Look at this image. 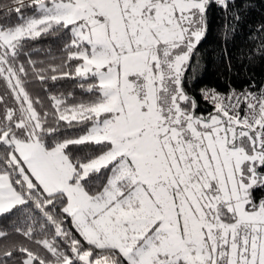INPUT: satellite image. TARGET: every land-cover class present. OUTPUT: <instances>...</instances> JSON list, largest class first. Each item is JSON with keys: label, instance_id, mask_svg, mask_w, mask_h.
I'll return each instance as SVG.
<instances>
[{"label": "snow or ice", "instance_id": "6c2138e0", "mask_svg": "<svg viewBox=\"0 0 264 264\" xmlns=\"http://www.w3.org/2000/svg\"><path fill=\"white\" fill-rule=\"evenodd\" d=\"M252 8L0 2V264H264V85L188 75Z\"/></svg>", "mask_w": 264, "mask_h": 264}, {"label": "trees", "instance_id": "16d2710c", "mask_svg": "<svg viewBox=\"0 0 264 264\" xmlns=\"http://www.w3.org/2000/svg\"><path fill=\"white\" fill-rule=\"evenodd\" d=\"M0 2L6 3L7 0ZM252 4V10L244 17L235 37H230L226 46L223 42L220 14L210 13L207 36L193 61L197 66L188 73L190 77H194V80L189 81L193 94L205 86L224 91L229 83L233 87L243 88L250 75L258 86L264 85V61L256 60L248 66L245 60L252 47L249 37L255 34L258 24L264 21V0H252ZM242 62L244 67H241Z\"/></svg>", "mask_w": 264, "mask_h": 264}]
</instances>
